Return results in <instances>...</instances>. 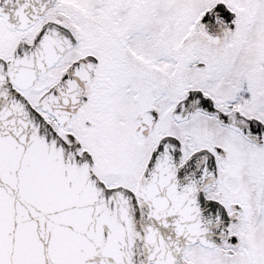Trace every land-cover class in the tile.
<instances>
[{
	"label": "snow or ice",
	"instance_id": "snow-or-ice-1",
	"mask_svg": "<svg viewBox=\"0 0 264 264\" xmlns=\"http://www.w3.org/2000/svg\"><path fill=\"white\" fill-rule=\"evenodd\" d=\"M0 264H264V0H0Z\"/></svg>",
	"mask_w": 264,
	"mask_h": 264
}]
</instances>
